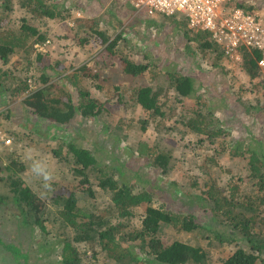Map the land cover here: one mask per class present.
Wrapping results in <instances>:
<instances>
[{"label":"rangeland","instance_id":"rangeland-1","mask_svg":"<svg viewBox=\"0 0 264 264\" xmlns=\"http://www.w3.org/2000/svg\"><path fill=\"white\" fill-rule=\"evenodd\" d=\"M15 1L17 2V0ZM54 1L57 2L59 10L72 14L63 21H49L48 27L51 28L53 39H49L50 44L36 45L35 48L47 53L48 59H55L57 68L50 73L57 76L56 82L67 88H72L65 76L76 71L80 74L81 68H85V73L87 71L92 74L93 72H103V78L114 80V82H126L129 85L128 88L141 84H149L152 87H157L158 83L167 84L168 75L174 72L190 75L197 79L194 83L197 92L192 98L198 95L204 96V94L209 96L211 109L208 114L213 115L214 122L218 127H222L227 135L223 136L222 133L215 139L208 138L187 128L182 123L181 117L191 110L194 100L192 98L186 100L174 92H171V100L165 95L162 96L163 111L168 115L163 119L155 120L150 118L149 114L139 106L132 108L129 103L123 105V102H119L121 99L127 98L130 89L122 94L115 91L113 86L107 87L101 92L92 87V97L102 103L106 102V108L95 119H79L72 123L71 128L68 127L65 130L55 127L51 122L39 118L31 111H26L21 103V96L13 97L10 99V103L6 102L7 108H13L10 113L12 123L5 124V128L11 134L13 144L11 149L3 152L5 158L0 159V166L4 167V164H8L11 160L22 163L24 170L21 176L26 179L31 178L30 180L35 183L32 185L33 191L37 195L39 204L44 202L47 204L48 210L44 211L43 215H46L49 222L47 231L42 232L39 226L24 225L21 215L18 214V219L11 216V221L9 220L7 226L1 229L2 240L5 243L12 242L15 246H19L22 253L26 254V259L22 257L14 259L13 255L8 252L10 249L7 251L0 245V264H62L61 245L59 244L61 240L59 239H62L61 236L66 232H69L70 235V230L66 229L61 220L55 201H61L60 196L69 194L68 190L64 188L65 182L72 183L74 181V184H78L81 180V177L75 178L66 174L65 171H62L61 165L58 166L56 163L54 152L60 147L63 148L62 152L65 151L66 143L72 142L78 147L91 151L97 148V160L106 167L123 165L125 168L119 180L130 186L133 185L139 189L145 181H149L152 190L148 187L147 189L154 196L152 205L160 207L166 204L165 209L169 212L183 214L182 209L187 207L188 197H192L188 193L198 194V191L207 189L206 182H212V188L215 191L226 192L230 179L235 178L240 191L243 193L250 191L246 186L248 177L246 161L232 159L228 154H217V150L221 141L225 143L230 141V145L233 142L238 143L236 148L239 151L245 150L244 147L248 142L251 151L264 152L263 116L262 114L252 115L249 110H246L249 109V103L252 106H260L264 102V67L261 68L262 75L251 80L240 69L241 60L227 57L223 58L222 66L229 72L221 73L220 69H214V76L211 77V73H207L209 67L204 66L206 63L198 57L197 46L189 38L185 39L179 31L180 24L165 21L164 15L161 14H150L149 16L146 14L147 12L139 13L135 8L136 0ZM4 2L5 0H0V4ZM254 2L263 8L260 18L264 26V0H254ZM225 8L228 14L230 12L229 5L224 6V11ZM14 15L12 21L18 16ZM77 19L85 20L87 25L85 31L76 28ZM178 19L182 18H176V21ZM100 33L106 34L110 40L119 38L118 48L122 50L120 54L117 51V54L107 60L109 63H113L114 67L106 68L105 71H102L101 66L92 62L94 55L102 52L103 44H101ZM81 39L86 42L81 43ZM118 54L125 55L137 63L150 66L149 71L137 79L124 74ZM107 55L109 54L107 53ZM19 59L18 54H13L7 65H3L0 59V68L8 72L5 78L1 77L5 74L0 71V83L5 86L4 90H0V98L13 95L12 91H8L6 88L11 90L20 85L18 78L21 76L20 71L25 68V61L20 65ZM33 69L35 77L30 78L33 81L32 84L34 87L41 86L40 69L36 66ZM10 70H14V72L11 73ZM22 75L24 77L26 74L22 73ZM80 76L84 82L82 85H89L88 78L81 74ZM13 78H17V82ZM229 89L232 92L228 91ZM241 91L244 100L239 99L236 95ZM2 93L5 97H2ZM163 94H166L165 90H163ZM220 95L226 96L225 105ZM206 96L201 99H206ZM5 100L7 101L6 98ZM217 120H221V122ZM210 128L214 131V127ZM215 129L218 128L215 127ZM65 138L68 142H64ZM139 142H143L142 144H147L149 147L160 146L165 153L170 155L169 171L159 174L149 164H144L139 160L137 155L130 153L128 148L132 147L135 150ZM29 152L33 157H44L50 163L54 171V178L49 182L50 187H44V182L32 173L31 160L28 158ZM207 155L214 157L213 162L207 161L209 169L203 167V162H205L203 157ZM0 174H3L1 167ZM141 174L147 176L144 175V177ZM67 175L69 176L67 177ZM96 178L95 173H92L91 186L95 190L96 196L90 198L85 194L82 195L79 207L109 218L111 215L109 214L110 198L100 188ZM194 181L197 183L195 189L193 185H190ZM61 190L63 192H60ZM5 192L7 191L0 187V194ZM9 208L14 211L13 214H17L12 206L5 203L0 206V214H3L2 210ZM186 210L208 221L203 225L205 228L188 235L183 231L178 232L172 226H166L160 233L165 242L185 240L192 246L200 247L207 253L209 264H222L237 248L247 247L246 242L241 240L233 243L228 240L220 242L221 236L222 239L223 236L225 238L233 235L225 225V221L220 222V219L213 217V213L197 211L196 207H187ZM141 216L142 210L138 209L136 215L126 220L127 226H140ZM128 242L135 254L142 260L147 259L146 251L142 249L143 244L140 241ZM74 245L79 249L80 264H93L91 245L85 243H74ZM83 252L87 253L84 255ZM96 264L115 263L101 253Z\"/></svg>","mask_w":264,"mask_h":264},{"label":"trees","instance_id":"trees-1","mask_svg":"<svg viewBox=\"0 0 264 264\" xmlns=\"http://www.w3.org/2000/svg\"><path fill=\"white\" fill-rule=\"evenodd\" d=\"M255 3L254 0H232L227 6L229 5L230 14L239 9L245 16H251L259 21L263 8ZM14 14L18 16L12 21ZM71 14V12L64 13L59 10L57 2L54 0H17V2L5 0L3 4H0V59L3 65H7L11 56L18 54L20 56L18 63L22 65V62L25 61V68L20 71L21 76L18 78L20 85L11 90L6 88L13 93L9 97H5L2 93V97H5L7 101L5 98H0V125L2 127H5L7 123H12L10 113L13 108H7L6 104L16 96H21V103L26 111H31L32 114L51 122L55 127L65 130L68 127L71 128L72 123L79 119H95L106 108V102L102 103L92 97V87L101 92L105 88L113 86L115 91L122 94L130 89L127 98L121 99L119 102H123V105L129 103L132 108L139 106L149 114L150 118L155 120L163 119L168 115L163 111V95L170 100L172 99L171 92L186 100L196 95L197 89L194 83L197 79L179 72L169 74L167 84L158 83L157 87L141 84L128 88L129 85L126 82L105 79L103 72L92 71V74L87 71L85 73V68H81L80 74L88 78L89 85H82L84 82L77 71L65 76L72 88H67L56 82L57 76L50 73L57 68L55 59H48V54L38 51L35 46L50 44L49 39H53L51 28L48 27L49 21H63L68 19ZM164 17L165 21L180 24H178L179 31L185 39L189 38L197 46L198 57L206 63L204 66L209 67L207 73H211V77L214 76V69H220L221 73L229 72L222 66L223 58L227 57L241 60L239 67L249 79L253 80L262 75L261 68L264 66L260 67L259 61L264 58V47L263 49L248 50L240 44L234 48L230 47L228 50L227 41L217 33L203 28L189 29L184 14ZM176 18L182 19L176 21ZM75 26L78 30L85 31L87 25L84 19H77ZM99 36L102 39L101 44H103L102 52L94 55L92 62L101 66L102 71H105L106 68L114 67V64L107 60L117 54V51L120 54L122 50L118 48L119 38L110 40L103 33H100ZM85 42L81 39V43ZM118 57L122 65V72L128 76L137 79L150 69V66L130 60L125 55ZM34 66L38 67L41 73L39 77L41 86L38 87H34L33 81H31L35 77ZM0 71L3 70L0 68ZM10 72L13 73L14 70H10ZM21 72L26 75L22 77ZM3 74L5 75L1 77L6 78L8 72L3 71ZM13 79L17 82V78ZM1 89L4 90L5 86L0 83ZM163 90L166 91V94H163ZM239 94H236L239 99L244 100L242 91ZM205 96L204 94V96L198 95L192 98L194 103L191 110L182 115V123L191 131L208 138L215 139L222 133L223 136H226L227 132L222 127H218L212 114H208L211 109L210 98L207 95L206 99H201ZM220 97L225 105L226 96L220 95ZM179 102L181 101L179 100ZM248 105L249 109L246 110H249L252 115L262 114L264 121V102L260 106H252L250 103ZM217 121L221 122V120ZM211 126L214 127V131L211 130ZM64 142H68V140L65 138ZM228 142H220L217 154H228L232 159L246 161L248 170L246 186L250 191L248 193L240 191L235 178L230 179L226 192L215 191L212 188V182H206L207 189L198 191V194L188 193L192 197H188L186 205L189 208L196 207L197 211L213 213L214 218L220 219V222L225 221V225L233 236L225 238L223 236L222 239L221 236L220 242L226 240L230 243L238 240L246 242L247 247L237 248L222 264H264V152L251 151L248 142L244 147L245 150L239 151L236 148L238 143L233 142L230 145V141ZM142 143L139 142L135 150L132 147L128 148L129 152L137 155L139 160L144 164H149L159 174L168 172L170 155L165 153L160 146L149 147ZM66 144L65 151L62 152L63 148L60 147L54 152L56 163L58 166L61 165L62 171H65L66 174L75 178L81 177V180L78 184H74V181L72 183L65 182L64 188L68 190L69 194L60 196L61 201H55L61 220L66 229L70 230V235L69 232H66L61 236L63 238L59 239L61 240L59 244L61 245L62 264H80L79 249L75 247L74 243L91 245L93 264L97 263L101 253L109 257L115 264H209L208 255L202 248L192 246L185 240L168 243L160 236L166 226H172L178 232L183 231L188 235L197 233L205 228L203 225L208 221L188 212L187 207L182 209V214L169 212L165 209L166 204L160 207L153 206V193L147 189L148 187L152 190L149 181H145L139 189L133 185L130 186L119 180L125 168L123 165L106 167L97 160V148L91 151L78 147L72 142ZM213 159L212 155L204 156L203 167L209 169L208 162H213ZM5 164L4 167L0 166L3 171V174H0V187L7 192L0 194V206L3 203L12 206L17 214H13L14 211L10 208L2 210L3 214H0V245L6 248L5 250L10 249L7 251L13 255L14 259L19 257L26 259V254L22 253L19 246H15L12 242L5 243L2 240L1 229L11 221V216L18 219L19 214L24 225L39 226L42 232L47 231L49 221L45 217L46 215H43V212L48 210L47 204L45 202L38 203L39 200L32 186L35 183L30 180L31 178L26 179L21 176L24 170L21 162L11 160ZM92 173H95L98 185L110 198L109 214L111 215L109 218L79 207L82 195L85 194L90 198L96 196V192L91 186ZM144 175L147 176L141 174V176ZM190 185H193L195 189L197 183L194 181ZM138 209L142 210L141 225L138 227L127 226L126 220L136 215ZM128 241H140L143 244L142 249L146 251L147 259L142 260L135 254ZM86 253L83 252L84 255Z\"/></svg>","mask_w":264,"mask_h":264},{"label":"built area","instance_id":"built-area-1","mask_svg":"<svg viewBox=\"0 0 264 264\" xmlns=\"http://www.w3.org/2000/svg\"><path fill=\"white\" fill-rule=\"evenodd\" d=\"M232 0H136L135 8L146 14L172 16L184 14L191 29L210 30L227 41L230 47L244 45L248 50L263 49L264 28L261 20L245 16L242 10L226 13L224 6ZM264 66V58L259 61ZM13 139L5 127L0 125V159L3 152L11 149ZM6 160V159H4Z\"/></svg>","mask_w":264,"mask_h":264},{"label":"clouds","instance_id":"clouds-1","mask_svg":"<svg viewBox=\"0 0 264 264\" xmlns=\"http://www.w3.org/2000/svg\"><path fill=\"white\" fill-rule=\"evenodd\" d=\"M188 28L191 29L189 23ZM28 158L31 160L32 173L44 182V187H50L49 182L54 178V171L50 163L44 157H33L31 152H29Z\"/></svg>","mask_w":264,"mask_h":264},{"label":"crops","instance_id":"crops-1","mask_svg":"<svg viewBox=\"0 0 264 264\" xmlns=\"http://www.w3.org/2000/svg\"><path fill=\"white\" fill-rule=\"evenodd\" d=\"M261 67V66H260Z\"/></svg>","mask_w":264,"mask_h":264}]
</instances>
